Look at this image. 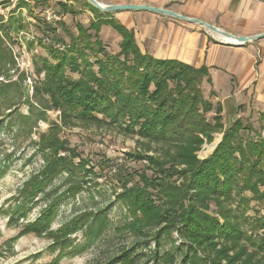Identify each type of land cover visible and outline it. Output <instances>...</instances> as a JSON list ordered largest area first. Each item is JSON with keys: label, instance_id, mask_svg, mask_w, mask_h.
I'll return each instance as SVG.
<instances>
[{"label": "trees", "instance_id": "1", "mask_svg": "<svg viewBox=\"0 0 264 264\" xmlns=\"http://www.w3.org/2000/svg\"><path fill=\"white\" fill-rule=\"evenodd\" d=\"M28 1L37 5L46 0H18L14 9L27 7ZM87 5L96 20L86 28L77 25V36L63 26L61 32L69 44H62L63 50L49 48L52 62L44 59L37 71L43 79L33 89L34 101L27 102V114L15 116L17 131L29 135L38 122L46 121L49 111L59 113L60 123L38 134L35 150L43 165L11 198L14 207L6 212L10 225L44 202L36 218L22 224L19 236H47L51 249L60 250L71 249V237L78 233L86 241L101 238L110 225L106 209L83 211L55 230L51 225L62 203L85 191L87 185L81 173L86 162H75L79 154L61 137L63 129L111 126L144 141L143 152L128 156L144 162L151 172V176L138 174V181L129 187L125 182L115 195L125 210L116 230L151 243L153 249L145 253L123 247L101 264H264V216L251 221L247 216L251 202H264V129L263 134L246 140L241 132L253 129L240 118L223 129L220 104L209 122L206 115L213 105L201 90L203 83L211 84L205 67L142 54L132 30ZM59 8L66 10L65 5ZM11 21L6 27L18 25L16 19ZM102 25L119 34L118 53H108L99 42ZM4 28L0 16V79L7 78L15 66L1 34ZM56 29L45 30L55 34ZM94 47L102 57L92 63L85 50ZM68 72L78 75L77 79ZM1 80L0 117L6 113L11 121L18 107L13 95L16 89L12 82ZM8 124L9 128L14 125ZM217 132L222 133L221 141L207 158L199 159L198 153ZM151 146L156 147V154H148ZM59 178L60 183L54 185ZM165 242L174 250H163ZM76 253L69 250L67 254Z\"/></svg>", "mask_w": 264, "mask_h": 264}, {"label": "rangeland", "instance_id": "2", "mask_svg": "<svg viewBox=\"0 0 264 264\" xmlns=\"http://www.w3.org/2000/svg\"><path fill=\"white\" fill-rule=\"evenodd\" d=\"M0 3H2L0 16L2 24L5 26L1 34L5 46L11 52L15 62V66L9 71L8 77L0 80L3 84L8 82L14 84L16 92L13 95L15 102L18 103L11 121H8L9 117L6 113L0 117V264H101L105 258L117 254L123 247L136 248L138 251L148 253L150 248L153 249L151 243L137 241L131 235L116 230L122 225L125 210L115 199V195L120 192L125 182L127 187L135 184L138 181V174L141 172L151 176V172L146 169L144 162L135 161L128 156L134 151L143 152L146 146L144 141L138 140L137 137L123 135L111 126H103L98 129L94 126L78 125L71 129H63L61 137L67 139L70 146L75 148L79 154V159H76L75 162L78 163L80 160L86 162L87 166L84 171L81 170V173L82 181L87 185L85 191L66 199L62 203L58 209L57 217L51 225L52 230H55L83 211L97 208L106 209L110 225L101 238L86 241L84 236L78 233L71 237V249L60 250L51 249L52 243L47 236L33 234L19 236L22 224L32 222L41 208L44 207V202L33 208L26 218H20L16 224L17 227L15 223L10 225L6 212L11 211L10 208L14 207L11 198L16 195L23 182L32 173L39 171L43 165L35 150L38 134L46 132L52 123H60L59 113L49 111L46 121L38 122L37 127L33 129L30 135L27 132L17 131L15 126L17 113L27 114V102L34 101L33 89L43 79V75L37 74L42 61L46 59L48 62H52L48 50L53 46L49 45L50 43L43 44L41 38L46 37L51 43H58L61 47L60 50H63L62 44H69V39L61 32V29L65 26L73 36L76 34V30L73 19L71 22L69 21L68 25L60 23L56 24L55 27L48 25L43 20L40 15L41 11L47 6H52L51 3L43 1L37 6L34 5L35 9L37 8L36 14L30 10V6L33 5L28 2L26 4L29 7L17 11L14 8L18 4V0H0ZM65 6V11L70 10L72 14H74L73 10L78 11L87 8L79 1L67 3ZM52 7L54 8L55 5ZM12 19H16L18 25L12 24L11 27H6L9 22H12ZM17 26L20 27L18 30L15 29ZM47 27L57 28L56 33L52 34L50 31H46ZM32 37L33 40H31ZM108 45L112 48L114 43ZM85 52L92 63L96 58L102 57V54L96 53L97 48L95 47L92 51L85 50ZM94 69L96 70V67ZM67 74L73 79L78 77V75L69 72ZM221 89V86L217 87L218 93H220L218 97L224 95L220 91ZM201 90L203 98L209 100L213 105L212 112L206 115L207 120L212 122L216 107L213 101L214 93H210L206 84L202 85ZM231 119V113L221 118L223 129L225 125L230 123ZM241 120L244 125L248 124L253 129V131L244 130L241 132L244 140L256 138L263 134L264 118L247 111ZM8 123L14 124L13 127L9 128ZM221 138L222 133H214L212 142L206 144L204 149L198 153V158L201 160L207 158L215 149L214 146L221 141ZM151 148L152 150L148 154H156L153 150L156 147L151 146ZM125 174L129 175L124 177L125 179H120ZM61 179H56L53 184H59ZM247 216L251 218L249 221L264 216V202H251ZM242 228L248 230L247 225H243ZM261 233L263 235L264 231ZM9 240L15 241L10 242ZM179 243L178 241L175 246ZM162 249L174 250L168 242L163 244ZM69 250L78 253L69 256L67 254Z\"/></svg>", "mask_w": 264, "mask_h": 264}, {"label": "crops", "instance_id": "3", "mask_svg": "<svg viewBox=\"0 0 264 264\" xmlns=\"http://www.w3.org/2000/svg\"><path fill=\"white\" fill-rule=\"evenodd\" d=\"M81 2L87 8L81 13L61 11L60 5ZM103 5H138L166 9L186 18H194L236 37H252L264 33V0H96ZM65 15L63 23L73 19L84 28L96 20V13L85 0H46ZM33 14L34 3L28 1ZM52 5V6H53ZM69 5V4H68ZM37 6V5H36ZM21 8L20 10H22ZM101 13V12H100ZM104 14V13H102ZM109 18L134 33V41L142 54L155 60H175L193 68L205 67L214 93L215 105L222 108L221 118L231 113L232 122L248 112L264 116V38L241 46L225 44L201 26L150 11H119ZM77 36V30L76 34ZM98 40L110 54L119 52L121 38L110 26L102 25ZM114 46L109 47V43ZM221 86L222 97L217 87ZM219 94V95H218ZM247 109V111H244ZM258 113V114H257Z\"/></svg>", "mask_w": 264, "mask_h": 264}, {"label": "water", "instance_id": "4", "mask_svg": "<svg viewBox=\"0 0 264 264\" xmlns=\"http://www.w3.org/2000/svg\"><path fill=\"white\" fill-rule=\"evenodd\" d=\"M85 1L91 7L95 8L99 12L105 13V14L115 13V12H119V11L136 10V11H150V12H153L156 14H163V15H167V16H170V17H173L176 19H181V20L189 22V23L197 24V25L201 26L205 31H207L211 34L218 35V37H221L222 39H228V40L232 41V43H228L227 41L223 40V41H225L224 43L228 44V45L241 46V45H244L250 41L264 38V33L256 35V36H252V37L232 36V35L228 34L227 32L216 28L213 25L201 22V21L194 19V18H186L184 16H180V15H178L172 11L166 10V9L154 8V7H150V6H138V5H103V4L98 3L96 0H85ZM216 145L214 146V148L216 147Z\"/></svg>", "mask_w": 264, "mask_h": 264}, {"label": "built area", "instance_id": "5", "mask_svg": "<svg viewBox=\"0 0 264 264\" xmlns=\"http://www.w3.org/2000/svg\"><path fill=\"white\" fill-rule=\"evenodd\" d=\"M41 17L43 20L51 26H55L58 23H63L65 15L62 12L57 11L55 8L52 6H47L44 8V10L41 11ZM33 40V37L31 38ZM41 42L43 44L50 43L49 45H52L53 48L60 50L61 47L58 43H51L48 38H41Z\"/></svg>", "mask_w": 264, "mask_h": 264}, {"label": "bare ground", "instance_id": "6", "mask_svg": "<svg viewBox=\"0 0 264 264\" xmlns=\"http://www.w3.org/2000/svg\"><path fill=\"white\" fill-rule=\"evenodd\" d=\"M213 35H215V34H213ZM215 36L218 37V35H215ZM219 38H221V37H219ZM222 40H225V41H227L228 43H232V41H230V40H228V39H222Z\"/></svg>", "mask_w": 264, "mask_h": 264}]
</instances>
